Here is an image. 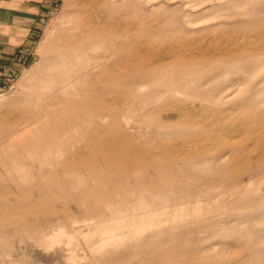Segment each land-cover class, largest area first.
I'll list each match as a JSON object with an SVG mask.
<instances>
[{"label": "rangeland", "instance_id": "1", "mask_svg": "<svg viewBox=\"0 0 264 264\" xmlns=\"http://www.w3.org/2000/svg\"><path fill=\"white\" fill-rule=\"evenodd\" d=\"M56 4L34 58L0 85V264H205L207 252L238 264L264 258V179L244 186L242 201L212 205L225 215L212 236L204 201L220 156L248 155L252 167L264 160V0ZM71 15L82 24L74 49L83 63L107 59L110 71L126 66L129 74L98 83L100 93L78 87L85 106L64 94L49 107L36 88L50 74L51 82L69 80L70 56L61 52L56 73L49 52ZM192 49L205 55L191 61ZM96 98L106 108L92 106ZM122 137L129 143L112 142Z\"/></svg>", "mask_w": 264, "mask_h": 264}, {"label": "bare ground", "instance_id": "2", "mask_svg": "<svg viewBox=\"0 0 264 264\" xmlns=\"http://www.w3.org/2000/svg\"><path fill=\"white\" fill-rule=\"evenodd\" d=\"M81 27H82V24L77 20L76 15H71L68 18V20L63 25L60 26L59 30L57 31V33H55V36L52 38V41L50 42L49 59H50V64L53 65V72L57 73L58 69L61 68V62H60L61 52L67 53L70 56V58H69V66L66 69V73L69 77V80H67L66 82H60V81L51 82V76L56 75V74H50L49 76L46 75V77H44L45 82H43L42 85L37 86L36 88L42 91L41 94L44 98L46 96H49V100L47 102V105H49V107L56 106L57 98L64 96V94L66 95L71 94V97H73L75 105L77 104L80 107L85 106L84 103H86L87 95L81 94V93L76 94L75 92L78 89V87H81L84 89H91V90L95 89L96 92L100 93L99 91L100 88H98L97 86L98 83L104 82L110 79L125 80L129 74V67H126V66L123 67L122 69L118 68L117 70L110 71L109 66L112 64V62H110L107 59L97 60L93 64L83 63L81 54L74 49V42L75 40L79 39ZM100 31L101 29L99 27L98 33ZM228 49L229 48H224V50L221 51L220 53L223 54V56H234L233 53L230 52V49L229 50ZM185 54L189 57L191 61H198L201 59L203 55H205L204 52H199V50H194V49L186 51ZM89 56H92V55L90 54ZM247 56L252 57V58L258 57L255 54V51L251 53H247ZM254 60L257 61L258 59L254 58ZM138 61H139L138 58L131 59V62L137 65L136 67L138 68V70L145 68L146 64L142 61H140V63H137ZM258 62H260V59L258 60ZM119 65H120V62L114 63L112 67L119 66ZM32 70L35 71L36 73L40 71L39 69H32ZM90 103L92 106L102 105L101 106L102 108H106L105 106H103L105 102L99 101L98 98L94 99ZM77 109L81 110L79 107H77ZM166 117L167 115L164 116L163 118L166 119ZM180 117L181 115L177 113L174 119L176 121H181ZM73 126H75V123H73ZM40 132H43V131H40ZM102 138L104 139V137ZM123 141L125 143H129L128 139L125 137L113 138L112 142L122 143ZM238 149L240 151H243L242 153H247L246 148H244V146H240ZM132 159L133 158L129 157L125 159L124 161L128 164L132 162ZM259 159L261 160L257 161L255 159L257 162L255 163V166L252 167V165H250L251 160H252L250 156L245 155V154H238V155L231 154L229 158H227V156L226 157L220 156L219 162L214 167L209 168V171H211L212 177H210L211 180L207 187L206 196L204 197V201L207 205L208 210L212 214L206 218V226H205L210 236L216 233V230H215L216 226H218L221 230L223 224L225 223L224 221L225 215H222V214L220 216L219 214L215 215L213 213L215 207H213L212 205L224 199H228V201H231V202L242 201L244 197V194L242 193V188L244 186L246 187L248 183H251V182L253 183V181L255 182L254 179L256 178H258L259 182L263 181L264 168H260V167L264 164L263 163L264 160L262 158H259ZM127 167H129V165ZM119 168L120 166L115 167V169H119ZM41 169H46V167H41ZM41 169L39 170V172H45ZM54 169L50 171L56 170V172H60L58 171V169H55V170ZM243 175H246L247 178L250 180V182L249 181L246 182V180L243 179ZM215 216H217L218 218H215ZM56 231L57 230L54 231L53 236H57L55 233H59L60 230L58 232ZM233 250H231L232 253H233ZM232 253L230 254V256L232 255ZM202 258L205 264H238L236 263V261L229 262V261H225L221 259L218 260L215 254L210 253V252H207L205 255L202 256ZM250 264H264V258H259L258 260Z\"/></svg>", "mask_w": 264, "mask_h": 264}, {"label": "crops", "instance_id": "3", "mask_svg": "<svg viewBox=\"0 0 264 264\" xmlns=\"http://www.w3.org/2000/svg\"><path fill=\"white\" fill-rule=\"evenodd\" d=\"M51 0H0V85L22 69L20 51L38 36Z\"/></svg>", "mask_w": 264, "mask_h": 264}, {"label": "built area", "instance_id": "4", "mask_svg": "<svg viewBox=\"0 0 264 264\" xmlns=\"http://www.w3.org/2000/svg\"><path fill=\"white\" fill-rule=\"evenodd\" d=\"M50 4H51V9H52L53 7H55L57 5L56 4V0H51ZM50 12H51V10H50ZM34 43H35V40L30 45H28L27 47L23 48L20 51V53L18 55V59L23 63V66L22 67H24L31 59L34 58V56H35V52H34V49H33ZM17 73L18 72L13 73L9 77H7L5 82L8 83V81H10V79H12L13 77H15L17 75Z\"/></svg>", "mask_w": 264, "mask_h": 264}]
</instances>
